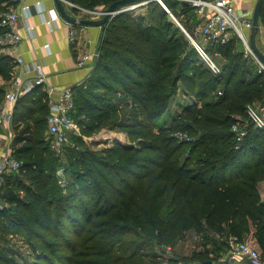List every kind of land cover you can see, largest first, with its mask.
Returning a JSON list of instances; mask_svg holds the SVG:
<instances>
[{
	"label": "trees",
	"instance_id": "16d2710c",
	"mask_svg": "<svg viewBox=\"0 0 264 264\" xmlns=\"http://www.w3.org/2000/svg\"><path fill=\"white\" fill-rule=\"evenodd\" d=\"M3 1L0 12L7 11L1 9ZM68 1L87 10L104 11L120 0ZM165 4L175 17L186 16L197 24L188 3L166 0ZM145 8L148 20L125 12L108 23L95 69L85 83L97 84L104 78L103 87L110 85V91L122 92L125 105L143 116L137 125L141 131L127 125L123 115L117 116L120 105L107 99L97 105L84 96V85L73 88L76 107L72 117L83 132L79 112L90 121L87 133L126 128L130 138L143 136L138 145L115 142L103 155L91 150L75 152L66 146L59 155L51 149L47 135L49 108L44 89L38 87L15 104L13 126L25 123V128L15 135L13 155L23 166L19 173L5 176L0 194L6 185L29 175L30 186L17 187L26 199L14 201L10 218L13 228L27 238L34 255L31 264H92L84 261V242L89 240L84 233H89L86 225L97 218L107 220L94 255H101L102 264H159V257L143 250L145 247L152 250L156 241L158 247L167 249L174 241L184 240L187 233L201 235L206 229L235 238L251 229L264 254V203L258 190V184L264 182V128L252 125L240 144L231 131L239 119H246L249 105L264 100V70L255 69L249 78L241 76L240 64L246 63L244 46L235 38L226 45H211L218 49L215 55L223 50L230 57L229 67L219 68L215 74L197 57L193 46L192 53L185 52L178 28L173 29V20L168 21L169 13L158 2ZM259 21L264 26V0ZM188 29L193 35L191 27ZM235 45L241 51L232 53ZM205 51L211 55V48ZM13 67V57L1 54L0 77L6 82ZM179 91L191 102L171 117L169 126L160 127L158 120ZM2 95L4 87H0ZM178 132L190 141H178L174 137ZM64 152L69 167L76 169L77 183L55 195L56 170ZM139 233L146 238L129 251L124 238ZM212 246L215 248L194 252L193 259L209 264L213 252L222 254V248ZM126 252L129 254L123 256ZM0 264L16 263L0 255Z\"/></svg>",
	"mask_w": 264,
	"mask_h": 264
},
{
	"label": "built area",
	"instance_id": "2783aa9c",
	"mask_svg": "<svg viewBox=\"0 0 264 264\" xmlns=\"http://www.w3.org/2000/svg\"><path fill=\"white\" fill-rule=\"evenodd\" d=\"M151 1L158 2L164 10L169 13L173 22L179 25V21L166 6V0ZM178 1L188 3L194 9V14L203 23L197 33L193 35H190L187 31H184V33L201 59L205 61L215 74H218L220 69L213 63L211 56L205 51L202 44L199 43L198 38L213 46L229 44L236 38L241 41L246 50H250L249 33L251 32L253 21L247 12L238 11L236 9L234 0ZM67 5L76 8L80 14L78 17L82 19L103 17V12H101V10H87L69 1ZM146 5L147 3L143 2L138 5L125 7L124 10L126 12H131ZM21 12L22 13L17 10H7L0 13V28L3 30L0 36V45L10 48L14 60L11 79L4 87V103L12 107L19 99L33 92L38 87H42L46 92L49 108V114L46 120L47 135L51 137V149L60 155L64 147L68 145L71 137L80 135V128L72 117L76 107L75 93L71 87L55 88L48 85L44 63L38 61L27 63L22 55L18 54V47L22 42V37L17 31V23L22 17V14H28L29 7L22 6ZM58 19H60V15L53 10L48 12L45 23L51 26ZM73 26L74 25H72V27ZM28 30L32 32L33 27L28 26ZM75 36L76 31L73 28L69 34V41H73ZM44 48H48V45H45ZM250 52L252 51L250 50ZM98 56L99 53L96 51L84 53L78 61V67L84 68L90 61L97 60ZM13 110L14 109H7L5 107L1 110L0 145L3 141L1 132L5 127L7 131H9L13 119ZM246 114V121L239 119L231 128L237 144H240L248 134L246 122L251 123L258 129L264 128V100L261 103L249 105L246 109ZM174 137L178 141H190L189 137L183 132L176 133ZM12 143L13 138H9V141L6 143V151L0 156V191L3 187L4 176L12 173H19L23 166V163L13 155ZM230 247V254L233 259L245 261L248 264H264L263 253L251 242H239L238 239L235 238L231 240Z\"/></svg>",
	"mask_w": 264,
	"mask_h": 264
},
{
	"label": "rangeland",
	"instance_id": "374dc122",
	"mask_svg": "<svg viewBox=\"0 0 264 264\" xmlns=\"http://www.w3.org/2000/svg\"><path fill=\"white\" fill-rule=\"evenodd\" d=\"M131 12L135 13L134 14L135 16L141 15L147 18V10L144 7ZM176 19L179 21V25L176 23H172L173 25L172 27L173 29L178 28L179 35L182 37L181 40L186 47L185 52H187V54H190L193 51L192 50L193 45L186 37L184 31L187 30L190 33L188 27H192L193 22L191 20H188L186 16H182V15H180L178 18L176 17ZM169 20L172 22V19L170 17H168V21ZM198 39H199V43L202 44V46L205 49L211 48V55H210L211 59L218 68H220L223 71L229 67L230 57L228 53H224V51L222 50L221 54L215 55L216 51H218L217 48L211 47V45L207 44L200 38ZM233 47H234L233 50H231L232 53L235 51L238 52L239 50L241 51L240 46L237 47L235 45ZM242 48L246 63L244 62V64H242L241 62L240 64L241 76L245 78H249V74L255 71V69L257 68L263 69V67L259 62V60L257 59V57H255L252 54V52H250L249 49L246 50L245 47ZM197 57L200 58V56ZM195 61L198 62V60ZM105 82L106 81L104 80V78H102V80H99L97 84L93 83L92 85H87V86L84 84L85 87L84 91L87 90L84 96L87 98V100L91 101L92 103H96L97 105L101 104L102 101H104V99H107L108 101H113L116 106L120 105L119 108L121 109L122 107V109L120 111L117 109L118 110L116 112L117 116L120 118L121 115H123L124 120H126L128 123L127 125H131L132 129L135 131L138 132L141 131V128H139L137 125L142 123L143 116L138 115L135 112V109L131 108L130 104L125 105L127 103L126 100L127 98L124 96L122 92L120 91L114 92L113 90L115 88H111L112 91H110L109 90L110 85L108 86V89L106 87H103ZM2 98H4V95L0 97V99ZM171 99L172 101L167 112H165V114L158 120V125L160 127H163L165 125L169 126L171 123V117L175 115L177 112H179L184 104L191 102L190 98L184 96L180 91L176 95L172 96ZM81 105H83L82 102L79 104V107ZM77 119L79 122L82 123L84 132L81 130V127L78 125L80 128V135L71 138L67 145L68 149H72L75 152L91 150L94 152H98L97 154L103 155L104 151L106 149L112 148L115 142H118L120 144H130V145L132 144L136 146L138 145V142L141 141L142 139L141 137H143V136H138V137L130 138L128 135V129L126 128L110 129L109 127H107V128H101L94 132L87 133L85 131V128L90 122L88 117L80 114L79 112ZM243 120L246 121V119ZM246 125L248 126V128L252 127V124L249 122H246ZM16 127L14 128L12 124L13 137L14 135L23 132L25 128V123L23 125ZM66 154L67 152H64L63 155L60 156L61 163L58 164L59 167L56 170L57 179L54 180V186L56 187V191H54L55 195L64 193L65 187L70 185H76L77 183V180L75 178L76 169L69 167L68 160L65 158ZM28 176L29 175L27 174L20 176V178L17 181H15L14 184L6 185L4 191H2V193L0 194V255L7 257L16 264H29V263L31 264L34 258V255L30 250L27 238L19 234L13 228V224L10 218L15 208L14 201L18 198L26 199V194L20 191L17 187L21 186L22 184H27L28 186H30ZM258 190L261 191V193L264 196V182L258 184ZM137 200L139 202V198H137ZM262 201L264 203V199ZM106 223H107L106 219L97 218L96 220H92L86 225L87 231H89V233L87 234L85 232L84 236L85 239L89 236V240L87 242L85 240L84 242L85 250H83V253L85 252V255L87 257L84 260L85 262H89L92 264L104 263L105 260H102V257L100 258L101 255L100 256H94V255H96L97 253L96 249L98 247V241L100 240L99 235L100 236L103 235V231L107 229ZM201 233L202 234L200 235V233L191 231L187 233V236L185 237L184 240L174 241L170 246H168L167 249L162 248V245L161 246L159 245L158 247V245H156V241H154L152 245V250H149L148 247H145L143 250L151 251L152 255H157L159 257L158 259L159 264H202L201 262H198L197 260L193 259V255H195L194 252L199 253L204 250L208 251L207 249H214L215 248L214 246L211 247V244L214 243L215 245H218L220 249L222 248L221 250L222 254L217 256L214 252L213 253L211 252L212 255L209 257L210 264H246L245 262L236 261L231 257L230 242L231 239L234 238L233 236H229L226 233L223 236L217 235L208 231V229H206L204 232ZM133 235L134 234H130V236L124 238L127 241L126 242L124 240V243H126V245L130 247L129 251L133 249L134 244L143 241L144 238H146V236L140 233L138 236H133ZM252 235H253L252 230L250 229L249 234H245L243 235V237L236 239H238L239 242H251L256 248H258L262 252L258 240L254 238V241L252 242L253 240ZM204 242L210 245L209 248L203 245ZM128 254L129 252H126L122 255L127 256Z\"/></svg>",
	"mask_w": 264,
	"mask_h": 264
},
{
	"label": "crops",
	"instance_id": "0c3cea01",
	"mask_svg": "<svg viewBox=\"0 0 264 264\" xmlns=\"http://www.w3.org/2000/svg\"><path fill=\"white\" fill-rule=\"evenodd\" d=\"M256 1L257 0H234V4L238 11L247 12L252 18ZM22 6L29 7L30 15L29 12L27 15L22 14V17L17 23V31L22 37V42L18 47V54L22 55L27 63L35 61L44 63L48 85L55 88L83 87L93 73L97 60L90 61L84 68L78 67V61L81 59L82 55L88 51H96L99 53L104 30L101 28L83 27L80 25H74L72 27V25L65 22L61 16L60 19L51 26L47 25L45 20L47 19L48 12L53 10L58 12L54 0H6V2H2L1 9L17 10L22 13ZM143 7L145 8V6ZM65 8L72 16H80L79 12H73L72 7L69 5L65 4ZM78 19L82 18L78 17ZM202 25L203 23L198 19L197 24L193 23L191 29L193 32L197 33ZM28 26L33 27L32 32H29ZM73 28L76 31V36L74 40L70 42L69 34ZM2 32L3 30L0 28V36L2 35ZM256 44L259 50L264 54V26L261 23L259 32L256 36ZM45 45H48V48H44ZM1 54L13 57L10 48L4 45H0V55ZM7 83L8 82L0 77V87H5ZM4 107L7 109H14L15 105L12 107L8 106L3 100L0 104V113ZM12 124L13 119L9 131H7V128L5 127L1 132V135H3V141L0 145V156L6 151V143L9 141V138H13V152L14 149L16 151L17 145L14 143L15 135L13 137ZM9 175L10 174H7L5 176ZM259 192L261 200H263L264 196L261 191ZM252 237L253 242L255 237L254 235H252ZM233 239H235V237L231 240Z\"/></svg>",
	"mask_w": 264,
	"mask_h": 264
},
{
	"label": "water",
	"instance_id": "95a60500",
	"mask_svg": "<svg viewBox=\"0 0 264 264\" xmlns=\"http://www.w3.org/2000/svg\"><path fill=\"white\" fill-rule=\"evenodd\" d=\"M56 9L58 13L60 14L61 18L71 24V25H80L83 27H95V28H101L105 29L108 23L119 16L122 13H125L124 10L125 7L132 6V5H138L143 2H146L147 4L152 2L151 0H120L113 4H111L106 10L101 11L103 12V17L100 19H91V18H83L78 19L77 17L72 16L67 9L65 8V4L68 3V0H54ZM263 0H257L253 12V25L250 32V38H249V47L252 53L257 57L259 62L262 64L264 68V54L259 50L256 44V36L259 32L260 27V11L262 7ZM210 264V263H209Z\"/></svg>",
	"mask_w": 264,
	"mask_h": 264
}]
</instances>
